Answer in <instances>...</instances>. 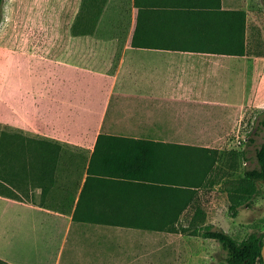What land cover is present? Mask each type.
Listing matches in <instances>:
<instances>
[{"label": "crops", "instance_id": "obj_1", "mask_svg": "<svg viewBox=\"0 0 264 264\" xmlns=\"http://www.w3.org/2000/svg\"><path fill=\"white\" fill-rule=\"evenodd\" d=\"M10 3L0 264H226L201 235L224 230L204 195L221 182L192 178L177 154L233 148L264 110L250 0Z\"/></svg>", "mask_w": 264, "mask_h": 264}, {"label": "rangeland", "instance_id": "obj_2", "mask_svg": "<svg viewBox=\"0 0 264 264\" xmlns=\"http://www.w3.org/2000/svg\"><path fill=\"white\" fill-rule=\"evenodd\" d=\"M250 2L254 10L262 15L260 23L264 30V7L260 6L262 0H250ZM10 5V0H3L0 5V32H8L7 17ZM0 65L8 67V57L1 55ZM32 76L34 77L35 74ZM2 77L9 81L10 75L6 73ZM259 119L261 120L259 111L245 118L241 126L243 136L230 139L234 141L233 148L224 149L214 155L218 162L204 178L218 179L221 182L215 190H204V195L209 197L207 200L217 198L221 202L224 230L238 240H242L253 231L264 232V183L256 181L251 184L246 177V171L258 165L256 149L264 140V126L258 123ZM243 151L246 153L242 156ZM198 155H200L199 149L191 150L192 159ZM247 189H253L252 194L249 195Z\"/></svg>", "mask_w": 264, "mask_h": 264}, {"label": "trees", "instance_id": "obj_3", "mask_svg": "<svg viewBox=\"0 0 264 264\" xmlns=\"http://www.w3.org/2000/svg\"><path fill=\"white\" fill-rule=\"evenodd\" d=\"M3 0H0V5ZM241 17V27L243 26V13L240 12ZM261 120L258 123L264 126V110L259 113ZM257 128V127H256ZM152 144H156L151 142ZM193 149H199L200 155L192 156L190 154H177L178 161L183 162V158H190V171L191 177L194 179L205 178V175L209 173V170L213 169L217 164V159L214 157L219 151L215 149H210L206 147H195ZM245 151L241 155H245ZM155 156L157 153L154 152ZM256 158L258 165L252 169L246 171V177L253 184L256 181H262L264 183V140L260 146L256 149ZM188 163V162H187ZM181 163L178 164L179 170H184V167H180ZM189 167V166H187ZM132 169H127V174H130ZM178 170V171H179ZM253 189L248 190V194H252ZM239 202V201H237ZM233 209L235 206L232 207ZM236 214L233 215L235 217ZM203 237L214 239L218 241L226 252L225 261L226 264H264V258L262 255V248L264 246V232L253 231L249 233L242 240H238L231 234L223 229H213L212 226H207L206 229L201 234Z\"/></svg>", "mask_w": 264, "mask_h": 264}, {"label": "water", "instance_id": "obj_4", "mask_svg": "<svg viewBox=\"0 0 264 264\" xmlns=\"http://www.w3.org/2000/svg\"><path fill=\"white\" fill-rule=\"evenodd\" d=\"M262 255H263V258H264V246L262 248Z\"/></svg>", "mask_w": 264, "mask_h": 264}]
</instances>
